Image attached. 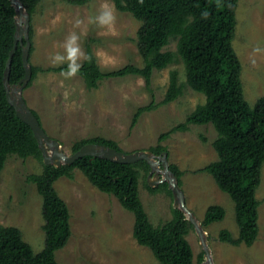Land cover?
I'll return each mask as SVG.
<instances>
[{
    "label": "rangeland",
    "instance_id": "1",
    "mask_svg": "<svg viewBox=\"0 0 264 264\" xmlns=\"http://www.w3.org/2000/svg\"><path fill=\"white\" fill-rule=\"evenodd\" d=\"M104 4L115 9L116 20L111 27L89 21ZM236 19L233 47L242 64L245 99L254 108L264 98V0H239ZM32 26L31 63L44 72L25 90L24 98L43 129L61 143L65 153L73 155L77 143L94 138L112 140L127 154L164 146L170 166L183 173L181 188L186 205L199 223L202 224L209 207L217 205L225 209L222 222L202 227L214 264H264V165L256 194L261 204L258 240L251 247L233 246L221 242L219 235L222 230H228L235 239L239 237L235 202L219 189L212 175L199 172L218 160L213 147L218 137L214 126L191 125L189 131L176 132L160 142L162 134L185 123L207 101L205 95L187 84L181 59L178 57L168 68L156 71L150 86L140 76H128L106 79L89 90L78 74L65 78L61 72H49L63 66L51 63L52 53L64 52L66 37L77 32L81 50L87 56L90 47L102 71L111 72L127 65L144 67L138 47L142 22L129 13L119 12L111 0H94L83 6L68 0H42ZM163 51L176 53L177 39L171 40ZM85 60L81 57L82 64ZM173 71L178 72L183 94L164 105ZM139 110L142 113L137 117ZM43 171L39 159L12 155L0 176V225L20 229L35 253L45 247V220L43 199L28 177L41 175ZM140 174L139 195L145 211L155 227L164 225L174 217V197L165 183L151 191L147 187L150 173L141 170ZM55 188L71 213V237L56 254L59 264H161L150 249L139 245L134 238V214L116 197L100 192L79 169L73 171V178L59 179ZM193 227L188 241L194 264H199V256L204 253L205 258V252Z\"/></svg>",
    "mask_w": 264,
    "mask_h": 264
},
{
    "label": "trees",
    "instance_id": "2",
    "mask_svg": "<svg viewBox=\"0 0 264 264\" xmlns=\"http://www.w3.org/2000/svg\"><path fill=\"white\" fill-rule=\"evenodd\" d=\"M21 1L31 16V63L34 51L32 19L42 0ZM68 1L73 5L83 6L94 0ZM111 1L119 12L129 13L142 22L138 47L144 67L127 65L122 69L104 72L89 47L87 56L90 59L83 62L77 74L85 81L89 90L97 88L106 79L128 76H140L150 86L153 74L168 68L179 57L185 66L187 84L205 95L207 101L185 123L162 134L160 142L176 132L189 131L191 125L214 126L218 137L213 147L218 160L199 172L212 175L219 189L235 202L236 222L240 231L239 237L235 239L230 231L222 230L219 239L233 246H253L260 231L261 204L256 194L261 185L264 165V98L251 108L244 96L242 64L233 47L239 0ZM15 16L11 0H0V176L12 155L23 159L34 157L43 163V173L29 176L28 181L37 186L43 199L45 247L40 253H35L33 247L24 240L20 229L0 225V264H59L56 254L67 245L71 237V213L67 203L59 196L55 183L62 177L73 178V171L76 169L100 192L116 197L127 211L134 214V238L139 245L150 249L161 264H194L193 250L188 241L194 227L186 216L174 208L173 219L155 227L145 211L139 195V179L141 170L150 173L148 163L141 161L127 165L84 157L71 166L60 168L44 164L31 128L18 117L7 101L3 83L9 55L14 47ZM173 39H177V52L163 51ZM31 65L33 76L27 89L39 73L44 72L42 68L32 63ZM65 66L50 69L49 72H61ZM24 77L22 47L18 46L12 61L10 84H17ZM183 89V85L179 84L178 72L173 71L163 104L176 101L183 94ZM141 113L139 110L137 117ZM86 144H100L121 151L112 140L94 138L77 143L73 152L76 153ZM166 151L161 145L151 150L156 155ZM170 170L182 186L183 173L174 165L170 166ZM163 185L173 197L168 184ZM147 187L156 191L148 184ZM225 216L223 207L211 206L202 225L209 227L222 222ZM204 259L203 253L199 256V264Z\"/></svg>",
    "mask_w": 264,
    "mask_h": 264
},
{
    "label": "water",
    "instance_id": "3",
    "mask_svg": "<svg viewBox=\"0 0 264 264\" xmlns=\"http://www.w3.org/2000/svg\"><path fill=\"white\" fill-rule=\"evenodd\" d=\"M15 9L16 33L14 37V47L10 52L4 74V88L6 90L7 101L15 109L18 117L26 123L32 130L37 140L39 149L43 156L44 164L60 168L62 166H71L76 161L84 157L100 158L120 164H137L144 161L149 164L151 171L148 176V183L152 188L159 184L167 183L172 191L175 200V209L181 211L187 219L195 226L201 245L205 252V263L214 264L212 252L208 247V239L203 225L199 223L196 216L186 205L185 194L179 184L177 176L170 170L169 154L163 152L156 155L151 151H141L127 154L114 148L100 144H86L79 151L69 156L62 149L61 143L52 139L43 129L40 120L28 106L24 98V92L32 80L33 70L30 63V25L31 16L21 0H11ZM18 46L22 47V60L25 68V77L17 84H10V74L13 58Z\"/></svg>",
    "mask_w": 264,
    "mask_h": 264
},
{
    "label": "clouds",
    "instance_id": "4",
    "mask_svg": "<svg viewBox=\"0 0 264 264\" xmlns=\"http://www.w3.org/2000/svg\"><path fill=\"white\" fill-rule=\"evenodd\" d=\"M207 13H202L206 15ZM116 20L115 9L109 7L107 4L102 5L101 10L89 17L91 23L97 24L99 26L111 27L114 25ZM80 21L77 20V24ZM80 35L77 32L70 33L63 44L64 52H54L51 55V63L54 65H66L61 70V75L65 78H71L80 72L82 68L81 57L85 59H90V57L85 56L81 50Z\"/></svg>",
    "mask_w": 264,
    "mask_h": 264
}]
</instances>
